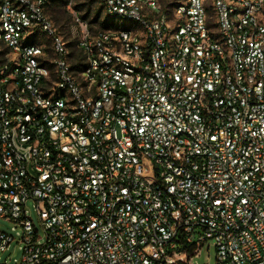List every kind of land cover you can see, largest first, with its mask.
<instances>
[{
  "label": "built area",
  "instance_id": "built-area-1",
  "mask_svg": "<svg viewBox=\"0 0 264 264\" xmlns=\"http://www.w3.org/2000/svg\"><path fill=\"white\" fill-rule=\"evenodd\" d=\"M100 1L0 0V264H264V0Z\"/></svg>",
  "mask_w": 264,
  "mask_h": 264
},
{
  "label": "rangeland",
  "instance_id": "rangeland-1",
  "mask_svg": "<svg viewBox=\"0 0 264 264\" xmlns=\"http://www.w3.org/2000/svg\"><path fill=\"white\" fill-rule=\"evenodd\" d=\"M92 1V2H91ZM181 0H159L164 11L170 14L172 7ZM91 2V3H90ZM85 5L86 8L82 10H78L77 7ZM102 6L101 20L106 19L107 14L105 13L103 4L100 0H49L46 11L53 21L58 35L62 37L64 41H66L71 55L74 60L79 57L80 53L76 48V37L73 36L72 30L75 27L77 17L81 20L86 21L89 24L90 31H96L101 29L98 22L91 23L93 18L95 17L96 11L99 7ZM91 9V12L88 15L87 19H84L83 16L87 12V8ZM208 9L211 11V14H214V9L212 4L208 5ZM110 16H108L109 18ZM113 19V17H110ZM115 19V18H114ZM115 24L121 27H127L134 24L132 21H128L125 19H116ZM93 27L91 29L90 27ZM43 39H47L49 42V51L48 59L54 57V52L51 46V39H49L45 34L41 33L38 36V42L44 41ZM28 206L31 209V216L34 223L39 227V218L37 213L32 208V203L29 202ZM13 224L10 222L0 219V229L7 233L15 234V231L12 230ZM22 256V252L19 248V244L13 242L10 248L0 255V263L8 261L10 263H14L15 260H19ZM192 264H217V252L215 243L213 240H208L203 244V247L200 249L199 253L195 255L192 260Z\"/></svg>",
  "mask_w": 264,
  "mask_h": 264
},
{
  "label": "trees",
  "instance_id": "trees-1",
  "mask_svg": "<svg viewBox=\"0 0 264 264\" xmlns=\"http://www.w3.org/2000/svg\"><path fill=\"white\" fill-rule=\"evenodd\" d=\"M91 2H92V1H91ZM91 2H90V3H91ZM103 7H104V6H103ZM84 8H86L84 4H82L81 6L77 7L78 10H82V9H84ZM90 12H91V9L88 7V8H87V12H86L85 15L83 16V18H84V19H87V18H88V15H89ZM101 13H102V6L99 7V8L97 9L96 14H95V17L93 18V20H92L91 23L98 22L99 25H100V27H101V29H111V28H114V26L116 25V24H115V21H116L117 18L114 17V16H110V15L107 14L106 19H104V20L102 21V20H101ZM108 16L113 17V19L110 18V17L108 18ZM114 18H115V19H114ZM90 28L93 29L92 26H91ZM189 251L191 252L192 249H189Z\"/></svg>",
  "mask_w": 264,
  "mask_h": 264
}]
</instances>
